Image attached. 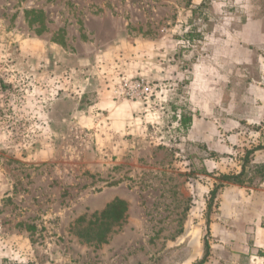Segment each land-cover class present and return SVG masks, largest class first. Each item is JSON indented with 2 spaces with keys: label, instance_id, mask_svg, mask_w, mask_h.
<instances>
[{
  "label": "rangeland",
  "instance_id": "1",
  "mask_svg": "<svg viewBox=\"0 0 264 264\" xmlns=\"http://www.w3.org/2000/svg\"><path fill=\"white\" fill-rule=\"evenodd\" d=\"M254 155L264 0H0V264H264Z\"/></svg>",
  "mask_w": 264,
  "mask_h": 264
},
{
  "label": "trees",
  "instance_id": "2",
  "mask_svg": "<svg viewBox=\"0 0 264 264\" xmlns=\"http://www.w3.org/2000/svg\"><path fill=\"white\" fill-rule=\"evenodd\" d=\"M191 119H192V117H191L190 113L189 114L188 113H181L180 118H179V122H180L181 128L186 130L191 124ZM249 152L250 151L246 152V154L244 156V162H247V156H248ZM244 166H245V163L242 165L241 170L238 173H236V174H222V175H220L219 180L222 181V182L242 183V178L241 177L244 175ZM217 189L218 188L215 187V188H213L210 191V199L214 198ZM123 210H124L123 201L114 200L102 212V214H101L102 216L101 217L104 218L105 220L103 222H101V224L102 225H107L108 223H106V222L108 220L114 221V222L119 221V219L122 217ZM96 239L98 241H103L104 240L103 233H97L96 234ZM208 250H209V245H208L207 241H204V254H203V257H202V259L200 260L199 263L205 261L207 255H208Z\"/></svg>",
  "mask_w": 264,
  "mask_h": 264
},
{
  "label": "built area",
  "instance_id": "3",
  "mask_svg": "<svg viewBox=\"0 0 264 264\" xmlns=\"http://www.w3.org/2000/svg\"><path fill=\"white\" fill-rule=\"evenodd\" d=\"M150 90V85L139 79H130L121 82L117 89L113 90V97L127 100H136L144 97Z\"/></svg>",
  "mask_w": 264,
  "mask_h": 264
},
{
  "label": "crops",
  "instance_id": "4",
  "mask_svg": "<svg viewBox=\"0 0 264 264\" xmlns=\"http://www.w3.org/2000/svg\"><path fill=\"white\" fill-rule=\"evenodd\" d=\"M191 124H195L196 123V119L193 117V114H191ZM255 160H257L258 158L261 161H264V155H254ZM231 159V158H230ZM259 198L258 201L256 202V206H258L259 211H260V220L262 221L264 219V178L261 180V182L259 183ZM260 223V221H259ZM260 230H264V223H260Z\"/></svg>",
  "mask_w": 264,
  "mask_h": 264
}]
</instances>
